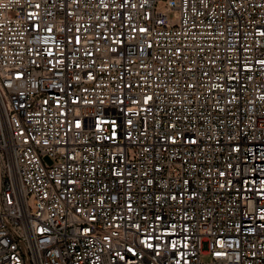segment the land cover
Returning a JSON list of instances; mask_svg holds the SVG:
<instances>
[{
	"label": "built area",
	"instance_id": "built-area-1",
	"mask_svg": "<svg viewBox=\"0 0 264 264\" xmlns=\"http://www.w3.org/2000/svg\"><path fill=\"white\" fill-rule=\"evenodd\" d=\"M0 264H264V0H0Z\"/></svg>",
	"mask_w": 264,
	"mask_h": 264
},
{
	"label": "rangeland",
	"instance_id": "rangeland-1",
	"mask_svg": "<svg viewBox=\"0 0 264 264\" xmlns=\"http://www.w3.org/2000/svg\"><path fill=\"white\" fill-rule=\"evenodd\" d=\"M164 6V3L162 2V1H158L157 3H156V7L157 8H162ZM165 13H166V15H167V17L169 18V19H171V20H173L174 18H173V10H167V11H165ZM44 160H46V161H49V159L48 158H44ZM27 203L29 204V205H31V198L29 197L28 199H27Z\"/></svg>",
	"mask_w": 264,
	"mask_h": 264
}]
</instances>
